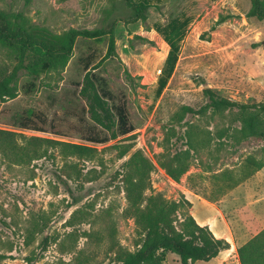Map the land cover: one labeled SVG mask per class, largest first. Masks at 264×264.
<instances>
[{
	"label": "rangeland",
	"instance_id": "rangeland-1",
	"mask_svg": "<svg viewBox=\"0 0 264 264\" xmlns=\"http://www.w3.org/2000/svg\"><path fill=\"white\" fill-rule=\"evenodd\" d=\"M249 6L248 0H165L157 7H149L144 21L124 24L135 14L123 0H0V10L18 15V20L31 28L63 35L70 29L108 30L114 25L115 40L114 53L107 56V35L97 40L78 38L60 74L32 76L20 71L17 97L0 104V129L96 149L91 161L65 160L58 148L48 149L50 157L23 165L8 164L0 156V254L8 257L0 264H30L26 258L40 254L41 258L32 264H73L74 254H61L58 242L50 244L43 253L38 244L43 236L60 240L73 230L65 227V222L75 209L83 206L92 216L108 209L120 246L134 251V224L122 214L126 202L116 174H121L122 164L135 151H140L153 166L149 177L152 192L171 200L183 196L191 203L188 212L195 221L205 220L225 233L237 224L251 223L253 227L258 223L252 232L249 230L251 234L264 226V168L219 201L211 203L204 199L211 194L213 174L224 169L236 172L245 157H259L264 138L238 145L222 141L221 149L217 148L218 143H211L191 160L178 183L158 164L165 143L171 154L186 148L181 139L185 127L177 125L174 117L183 106L195 110L203 106L205 88L237 103L264 102V20L248 17ZM220 17L225 20L216 24ZM173 18L187 20V25L172 64L168 61L169 46L155 29ZM15 63L13 53L0 45V68L10 70ZM98 63L95 74L113 94V104L125 102L134 130L114 141L92 145L83 140L94 125L85 101L78 95L77 84L82 81L86 66ZM37 113L47 121L45 132L19 127L24 116ZM229 123V116L212 118L209 114H187L182 120V124H192L200 134L227 128ZM170 127L175 130L171 137ZM117 145H130L132 149L118 159V151L113 147ZM70 164H76L81 171L79 181L71 180L70 184L82 200L68 208L70 199L56 174L63 165ZM69 172L73 176V169ZM42 212L48 218L47 229L26 247L22 227L33 214ZM91 228L98 229L103 237L99 223L76 224L74 229L83 232ZM83 247L85 254L92 256L90 264H111L106 242L86 244L80 238L77 248ZM163 264L181 263L175 254L167 253ZM226 264L236 263L230 259Z\"/></svg>",
	"mask_w": 264,
	"mask_h": 264
},
{
	"label": "trees",
	"instance_id": "trees-1",
	"mask_svg": "<svg viewBox=\"0 0 264 264\" xmlns=\"http://www.w3.org/2000/svg\"><path fill=\"white\" fill-rule=\"evenodd\" d=\"M250 4L247 16L258 21L264 20V0H248ZM126 7L134 12V17L124 24H131L145 20V11L149 7H157L165 0H123ZM225 20L220 17L216 24ZM187 20L180 21L173 18L164 26L156 27L169 46L168 61L173 64L179 50V42L185 34ZM214 29V26L211 28ZM108 36L107 56L114 53V25L108 30L70 29L63 35H54L44 28H31L13 16L0 10V45L9 49L16 60L12 69L0 68V104L12 100L18 95V74L20 71L32 76L41 73L60 74L72 56L73 47L78 38L97 40ZM100 63L85 68L82 81L77 84L78 95L86 104L87 114L94 127L90 128L83 140L92 145H100L127 136L134 130L128 119V112L124 101L113 104V94L107 89L103 80L98 78L94 70ZM128 79L131 77L128 75ZM131 81H133L131 79ZM203 94L206 103L199 109L183 106L180 114L174 117V122L185 127L181 135L185 149L171 154L167 143L163 146L158 164L166 175L175 183L188 171L191 160L200 150L207 149L211 143H218L217 148L224 146L222 141L238 145L243 141L264 138V102L242 104L216 95L210 88H205ZM209 114L212 118L229 116V127L208 131L206 134L196 132L192 124H182L184 116ZM47 124L45 117L40 114L24 116L19 127L24 130L45 132ZM100 131H99V130ZM104 132V135L101 133ZM169 136L175 135L174 128L168 129ZM117 158L128 155L132 146H113ZM49 148H58L61 158L65 160L91 161L96 149L87 145L72 144L37 137H26L21 133L0 129V156L3 161L12 165L30 164L32 161L47 156ZM264 168V148L260 156L249 155L244 158L241 166L236 170H221L213 174L211 194L204 197L208 202L219 201L225 194L251 178ZM73 169V176L70 170ZM153 166L140 151L133 152L122 164L119 177V190L123 193L126 207L122 214L131 219L134 224L136 240L135 250L128 251L122 248L116 238V228L108 209H102L100 215L92 216L85 210V206L75 209L65 227L71 228L62 239L43 236L39 242L40 251L45 252L50 244H56L61 254H74L73 264H90L92 256L85 254V248H77L80 238L86 244L96 245L107 243L106 253L111 264H163L166 254L172 253L178 257L181 264H194L196 261L209 262L216 258L221 251L229 249L224 239L216 238L207 226L199 225L188 212L191 203L183 196L171 200L159 192H152L149 180ZM58 182L65 189L71 208L79 204L82 196L77 194L71 180L79 181L81 171L76 164L62 166L56 174ZM31 216V215H30ZM88 223L102 225L103 237L99 236L98 229L76 231V224ZM48 218L46 213L33 214L22 227L23 244L28 247L37 236H41L47 229ZM1 243V240H0ZM11 249V247L9 248ZM239 264H264V228L249 241L237 249ZM0 254V262L7 259ZM41 258L32 256L26 260L32 264Z\"/></svg>",
	"mask_w": 264,
	"mask_h": 264
},
{
	"label": "crops",
	"instance_id": "crops-1",
	"mask_svg": "<svg viewBox=\"0 0 264 264\" xmlns=\"http://www.w3.org/2000/svg\"><path fill=\"white\" fill-rule=\"evenodd\" d=\"M252 177L247 179L246 181H250ZM196 222L201 226H207L216 238L224 239L229 244V249L221 251L216 258L209 261H214L216 264H226L230 259H233L236 264H239L237 249L243 244H245L247 241H249L253 236H255L259 231L264 228V226H262L258 230L254 231L253 234H251L249 230H251L252 232V229H254L258 223L253 227L250 226L251 223H244L237 224L236 228L232 227L231 231L225 233L222 228L212 226L211 224L208 225L205 220L200 222L196 220Z\"/></svg>",
	"mask_w": 264,
	"mask_h": 264
}]
</instances>
